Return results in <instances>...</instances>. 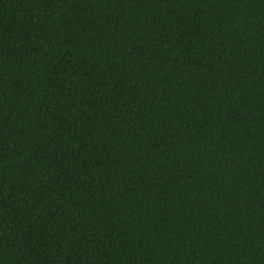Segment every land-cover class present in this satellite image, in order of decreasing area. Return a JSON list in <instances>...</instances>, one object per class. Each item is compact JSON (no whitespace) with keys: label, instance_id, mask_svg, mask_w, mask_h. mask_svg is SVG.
Listing matches in <instances>:
<instances>
[{"label":"trees","instance_id":"16d2710c","mask_svg":"<svg viewBox=\"0 0 264 264\" xmlns=\"http://www.w3.org/2000/svg\"><path fill=\"white\" fill-rule=\"evenodd\" d=\"M0 264H264V0H0Z\"/></svg>","mask_w":264,"mask_h":264}]
</instances>
